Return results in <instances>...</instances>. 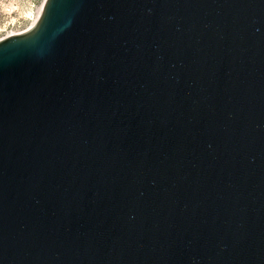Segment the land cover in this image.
Returning <instances> with one entry per match:
<instances>
[{
  "label": "water",
  "instance_id": "95a60500",
  "mask_svg": "<svg viewBox=\"0 0 264 264\" xmlns=\"http://www.w3.org/2000/svg\"><path fill=\"white\" fill-rule=\"evenodd\" d=\"M0 264H264V0H46L1 40Z\"/></svg>",
  "mask_w": 264,
  "mask_h": 264
},
{
  "label": "rangeland",
  "instance_id": "374dc122",
  "mask_svg": "<svg viewBox=\"0 0 264 264\" xmlns=\"http://www.w3.org/2000/svg\"><path fill=\"white\" fill-rule=\"evenodd\" d=\"M43 0H0V37L29 25L25 16L40 7Z\"/></svg>",
  "mask_w": 264,
  "mask_h": 264
},
{
  "label": "built area",
  "instance_id": "2783aa9c",
  "mask_svg": "<svg viewBox=\"0 0 264 264\" xmlns=\"http://www.w3.org/2000/svg\"><path fill=\"white\" fill-rule=\"evenodd\" d=\"M45 1L46 0H43L42 3H41V5H40V7L37 8L35 11H31L29 13V14H31L30 17L28 16L29 14H27L25 16V20H27V22L29 23L28 26L23 27V28H19V30H16V31L7 32L2 37H0V41L3 40V39H5V38H7V37H10V36H13V35H18V34L24 33L27 30H29L36 23V21L38 20L40 14H41V11H42V8H43V5H44ZM38 9H40V12L39 13H36ZM35 13H36V15H35ZM27 16H28V18H27Z\"/></svg>",
  "mask_w": 264,
  "mask_h": 264
},
{
  "label": "bare ground",
  "instance_id": "6f19581e",
  "mask_svg": "<svg viewBox=\"0 0 264 264\" xmlns=\"http://www.w3.org/2000/svg\"><path fill=\"white\" fill-rule=\"evenodd\" d=\"M39 12H40V9H38L36 13H39ZM36 13H35V15H36ZM30 15L31 14H29L28 16L30 17ZM28 16H27V18H28Z\"/></svg>",
  "mask_w": 264,
  "mask_h": 264
}]
</instances>
